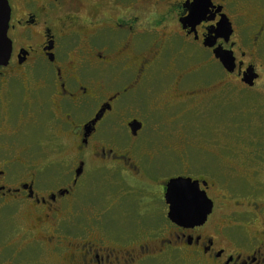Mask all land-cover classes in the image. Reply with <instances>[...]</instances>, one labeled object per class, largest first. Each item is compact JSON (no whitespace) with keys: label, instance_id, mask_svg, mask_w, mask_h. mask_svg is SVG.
<instances>
[{"label":"flooded vegetation","instance_id":"obj_1","mask_svg":"<svg viewBox=\"0 0 264 264\" xmlns=\"http://www.w3.org/2000/svg\"><path fill=\"white\" fill-rule=\"evenodd\" d=\"M254 1L264 5V0ZM8 2L12 50L8 63L0 66V264H189L190 253L200 264H264L262 144L246 160L254 167L251 177L259 180L257 185H249L250 175L239 173L222 195L202 171L198 177L162 178L157 195L152 163L161 154L138 160L120 151L148 144L121 146L115 136H103L113 118L128 119L125 126L133 138L142 134V87L155 81L170 52L186 55L191 43L211 53L227 74L242 79L250 66L258 73L240 44L234 16L238 0H200L203 17H219L216 23L189 18L195 0ZM224 17L231 24L228 39L215 33ZM241 17L254 35L247 38V47L256 48L264 39V16ZM212 36H217L214 45L206 46ZM217 47L233 52V72L215 57ZM259 78L258 73L254 84ZM134 121L141 123L137 130L130 126ZM31 126L72 139L71 164L31 159L18 138ZM154 146L158 151L168 147ZM101 170L106 183L103 213L117 210V218L131 225L118 235L106 228L103 244L79 238L77 218L84 184ZM179 176L199 180L212 201L201 225L183 227L168 218L166 183ZM57 181L66 184L52 188ZM155 213L163 220L152 224Z\"/></svg>","mask_w":264,"mask_h":264},{"label":"rangeland","instance_id":"obj_2","mask_svg":"<svg viewBox=\"0 0 264 264\" xmlns=\"http://www.w3.org/2000/svg\"><path fill=\"white\" fill-rule=\"evenodd\" d=\"M238 2L234 16L242 37L240 44L247 52L245 60L254 63L260 74L253 87L237 74H227L211 53L197 49L191 43L186 55L170 52L167 65L160 62V66H163L158 69L155 81L150 86L142 87L143 106L138 116L144 121L145 127L137 139L131 136L125 126L128 119L107 120L111 125L103 132L104 137L115 136V142L121 146L137 142L149 145L137 151L122 149V154L144 161L156 153L161 154L152 163L157 169L154 172L156 177H153L157 195L160 180L178 174L198 177L202 171H206L215 190L220 189L222 195L229 193L227 188L230 189L231 180L236 174L250 175L249 185H257L259 181L251 177L254 167L246 160L260 144L264 146V39L256 48L247 47V38L254 35L241 14L250 18L257 15L255 19L260 20L264 16V5H258L254 0ZM238 58L242 59L240 52ZM18 138L23 139L20 145L31 152V159L63 164L73 161L72 139L60 132L48 127L41 129L31 126ZM159 143L168 145L165 147L167 149L156 150L157 146L153 145ZM65 184L57 181L50 186L55 188ZM84 185L86 188L77 205L79 238L89 237L103 244L107 242L106 228L114 231L115 235L130 229L129 221L121 222L117 218V210L103 213L105 194L102 193L106 185L104 171L96 172L94 179H89ZM162 220L163 215L155 213L151 223ZM47 255L53 258L51 254ZM160 262L158 264H164ZM178 262L185 264L183 261ZM189 264H200L192 253Z\"/></svg>","mask_w":264,"mask_h":264},{"label":"water","instance_id":"obj_3","mask_svg":"<svg viewBox=\"0 0 264 264\" xmlns=\"http://www.w3.org/2000/svg\"><path fill=\"white\" fill-rule=\"evenodd\" d=\"M195 1L196 2L193 3L194 6L191 10V16L189 17L191 19L195 18L193 16L194 8L199 10L202 9L200 0ZM10 15L11 9L8 0H0V66L8 63L12 50V44L8 37ZM230 25L231 24L226 17L221 19V21L218 23L217 28L215 29L216 35L219 32H222V35L225 37V39H228L232 32ZM210 38L212 39L213 43H208ZM216 38L217 36L209 37L208 39H206L205 45L212 47L215 43ZM224 54H227L230 57V63H225ZM214 55L217 59L220 60V62L228 72H233L235 70L236 63L232 51L223 49L222 47H217L216 49H214ZM257 78L258 73L255 72L254 67L250 66L244 72L242 80L249 86H253L254 81ZM96 120L97 118L93 122H95ZM130 126L132 127V129L137 130L141 127V123L134 121L130 124ZM180 180H187L190 183L197 184L199 186V190L203 193L201 204H199L195 208H192L187 205L173 203V198H170L169 188L176 181ZM165 199L167 204L169 205L168 218L175 224L183 227H193L203 224L212 210V201L207 197L205 191L200 189L199 180H193L191 177L179 176L171 178L166 183Z\"/></svg>","mask_w":264,"mask_h":264},{"label":"snow or ice","instance_id":"obj_4","mask_svg":"<svg viewBox=\"0 0 264 264\" xmlns=\"http://www.w3.org/2000/svg\"><path fill=\"white\" fill-rule=\"evenodd\" d=\"M193 16L195 17L196 22H199L200 19H208L209 23H216L219 20V17H216L215 20L203 17V12L199 9L194 8ZM208 43H213L210 38ZM225 63H230V57L227 54H224ZM170 198H173L174 204L187 205L192 208H195L202 202L203 193L199 190L197 184H192L187 180L176 181L169 188Z\"/></svg>","mask_w":264,"mask_h":264}]
</instances>
